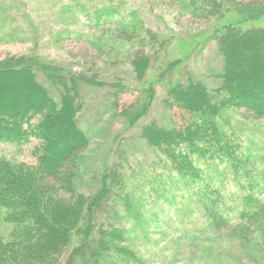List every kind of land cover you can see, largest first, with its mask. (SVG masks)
<instances>
[{
	"label": "rangeland",
	"instance_id": "obj_1",
	"mask_svg": "<svg viewBox=\"0 0 264 264\" xmlns=\"http://www.w3.org/2000/svg\"><path fill=\"white\" fill-rule=\"evenodd\" d=\"M191 11L186 0H0V60L14 54H38L103 83L79 89L78 121L91 141L76 188L80 193H95L102 173L109 174L112 198L99 222L114 221L124 230L121 245L125 243L145 264H252L235 250L238 243L228 237V231L210 225L209 194L188 183L173 168L172 160L141 137L142 127L151 121L165 127L185 126L188 121L185 110L165 106L170 83H186L190 77L202 80L210 90L220 85L223 59L213 37L216 28L240 18L244 27L264 26V14L249 19L231 7L224 17L212 20ZM132 22L151 29L157 41L143 30L138 38H125L122 29ZM139 51L152 59L142 81L136 79L131 64ZM177 59L181 62L174 73L157 81L160 69ZM38 81L55 99L64 93L62 86L39 72ZM154 83L148 113L130 126L121 111L145 99L146 87ZM215 95L222 97L220 92ZM219 123L229 133L230 146L231 133L238 136L243 154L249 156L248 174L260 182L264 118L244 108H222ZM37 142L0 143V155L35 162L31 152ZM217 156L209 154L202 160L201 179L218 189L212 195L216 204L223 201L230 210L242 191L229 159L221 161ZM258 195L264 198V190ZM3 229L0 224V232ZM124 261L117 263L128 264Z\"/></svg>",
	"mask_w": 264,
	"mask_h": 264
},
{
	"label": "trees",
	"instance_id": "obj_2",
	"mask_svg": "<svg viewBox=\"0 0 264 264\" xmlns=\"http://www.w3.org/2000/svg\"><path fill=\"white\" fill-rule=\"evenodd\" d=\"M186 1L193 15L209 20L224 17L230 7L249 19L264 14V0ZM241 20L216 28L213 35L223 59L217 88L210 90L202 80L190 77L186 83L169 84L165 106L188 112L185 126L165 127L151 121L142 127L141 137L172 160L173 168L188 183L209 194L210 225L228 231L240 248L235 250L252 264H264V198L258 195L264 190V174L255 183L238 136L231 133L230 146L229 133L219 123L222 108H244L264 118V26L244 27ZM122 30L130 40L142 36V30L150 39H158L151 29L139 28L135 22ZM151 61L149 54L135 53L131 64L137 80L145 78ZM180 62L177 59L161 68L157 81L173 74ZM38 72L62 86L64 93L53 98L39 83ZM101 84L95 77L45 61L38 54H14L0 60V143L24 146L38 141L31 152L35 162L0 155V224L4 226L0 264H118L125 259L128 264H145L135 251L119 243L125 241L122 228L114 221L99 222L112 198L109 174L102 173L95 193H80L76 188L91 141L78 121L79 89ZM155 86L146 87L141 102L121 111L130 126L148 113ZM209 154L219 155L221 161L228 158L233 178L239 182V202L230 210L223 201L216 204L212 195L218 189L201 179L202 160Z\"/></svg>",
	"mask_w": 264,
	"mask_h": 264
}]
</instances>
